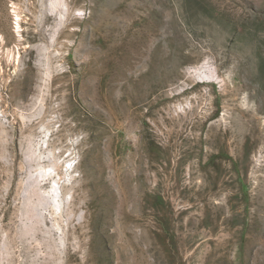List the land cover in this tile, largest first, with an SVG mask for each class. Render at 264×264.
<instances>
[{"label": "rangeland", "instance_id": "1", "mask_svg": "<svg viewBox=\"0 0 264 264\" xmlns=\"http://www.w3.org/2000/svg\"><path fill=\"white\" fill-rule=\"evenodd\" d=\"M25 1L0 0V264H264V0H68L60 58Z\"/></svg>", "mask_w": 264, "mask_h": 264}, {"label": "bare ground", "instance_id": "2", "mask_svg": "<svg viewBox=\"0 0 264 264\" xmlns=\"http://www.w3.org/2000/svg\"><path fill=\"white\" fill-rule=\"evenodd\" d=\"M48 1L51 2V6H49V3L47 4ZM25 4V6H27V14L23 17L22 15L26 11H22L18 3H13L20 36L24 38V35L20 32L23 28L21 25L22 20L26 19L28 16H32L33 29L29 31L31 37H28L31 40L30 42L44 41L47 44V49L49 50V56L51 58L53 57L50 52L52 48L56 51V58L62 57L63 51L61 53L60 46H62V48L65 46L62 39L65 38L66 33L69 31V26L72 25L71 9L68 0H26ZM52 32H55L57 36H55L53 41H51V38L48 42L47 40ZM38 45L30 46V54L36 52L40 55L42 53L44 49L42 50Z\"/></svg>", "mask_w": 264, "mask_h": 264}]
</instances>
